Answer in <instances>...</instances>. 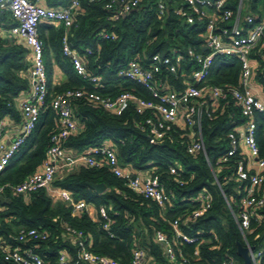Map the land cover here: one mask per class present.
<instances>
[{
    "label": "trees",
    "instance_id": "obj_1",
    "mask_svg": "<svg viewBox=\"0 0 264 264\" xmlns=\"http://www.w3.org/2000/svg\"><path fill=\"white\" fill-rule=\"evenodd\" d=\"M69 1L45 0V5L52 8L64 6ZM109 1L81 0L68 30L50 22L38 27L47 74L46 104L35 129L0 173L1 196L10 200L8 205L0 204V238L16 245L14 239L21 229L45 232V240H28L24 245L32 248L45 264H54L59 253L68 256L66 264H87L80 258L82 247L94 255L124 264L130 261L135 249L143 251L147 264H173L167 259L163 243L156 240V233L160 232L174 251L175 264H179L181 257L189 264H220L224 260L242 264L237 244L243 247L248 244L255 251H261L260 264H264V206L255 211L245 239L232 216V212H239L243 194V182L237 181L234 174L235 164L238 160L245 162L246 157L237 154L217 165L229 148L227 135L244 122L230 93L216 110L209 106L203 108L200 130L206 156L202 152L190 155L186 150L190 142L188 130L178 124L172 125L162 140L153 138L145 124L151 112L139 114L136 104V100L154 101L151 92L117 76L131 61L147 68L153 55L170 57L174 51L184 55L188 49L205 53L202 50L204 23L188 25L174 14L175 6L181 5L183 0H142L139 8L125 16L107 11L105 6ZM231 1V7L235 8L238 0ZM158 2L165 3L168 8L163 16L158 13ZM262 2L264 4V0ZM13 25L10 12L0 10V28L7 30ZM102 34L113 38L102 39ZM64 36L83 61L87 74L101 79L97 86L79 77L70 59L63 55ZM87 48L89 54L85 53ZM251 57L258 64L255 77L264 96V48H254ZM52 61L66 76L62 85L52 83ZM30 65L28 52L19 40L0 37V120L7 116L18 118L15 100L30 89ZM194 67L184 61L177 75L162 69L159 77L169 88L181 91ZM239 76L237 59L216 56L207 83L238 88ZM68 90L93 92L110 99L129 93L134 99L120 115L104 110L86 97L71 99L76 130L63 142L65 155L79 157L90 147L112 144L122 169L135 176L146 172L158 176L166 191L173 194L169 203L160 207L132 192L125 181L115 177L107 167L90 168L84 164L61 170L48 189L23 194L12 191L46 160L51 137L59 129L50 102ZM254 123L259 157L264 158V114H255ZM173 163L181 167L180 177L170 175L169 166ZM218 167L221 168L216 171ZM89 184H103L106 190L96 194ZM59 191L69 192L74 202L83 201L93 207L97 219L93 221L85 210L76 211L71 204L63 202L54 195ZM201 193L210 196L209 209L192 221L189 217L200 207L195 200ZM259 194L264 196V185L259 188ZM100 207L107 211L112 238L102 230ZM174 222L182 234L198 240L186 243L177 239L172 227ZM66 228L82 232L84 238L76 240L68 236ZM0 264L12 263L4 262L0 253Z\"/></svg>",
    "mask_w": 264,
    "mask_h": 264
},
{
    "label": "built area",
    "instance_id": "obj_2",
    "mask_svg": "<svg viewBox=\"0 0 264 264\" xmlns=\"http://www.w3.org/2000/svg\"><path fill=\"white\" fill-rule=\"evenodd\" d=\"M42 0H0V10H8L13 20V26L9 29L12 36L19 37L24 44L31 49L32 66L30 70V93L20 103L22 117L21 130L16 139L8 147L1 143L4 131V123L0 120V173L9 164V161L20 150L27 138L31 135L38 122L40 112L46 104L47 98V74L43 60V45L38 37V27L43 22L62 25L68 30L73 24L75 10L81 0H70L61 7L48 8L41 5ZM95 2L97 0H89ZM243 0H238L235 8H232L231 0H183L179 6H175L174 14L183 19L188 25L204 23V48L205 53H198L188 49L184 55L174 51L173 56L161 57L153 55L147 68H143L136 61H131L128 66L117 74L119 78L135 82L149 92L154 101L136 100L137 112L143 114L150 111L151 115L145 120L153 138L157 141L165 138L172 125H179L188 130L189 143L186 147L190 155L202 152L205 156V147L201 138L200 120L203 108L212 107L216 110L220 101L225 100L230 93L234 106L239 109L244 120L240 127L227 135L229 148L226 154L217 163L224 164L229 158L240 154L246 160H238L235 164V176L237 181L243 182L242 195L239 203V212H232V216L245 239L250 222L256 214V210L264 206V196L259 194V188L264 185V158L259 157V148L255 139L256 126L255 114H264V99L259 97L252 89L251 81L255 75L252 65L254 59L251 52L254 48H264V12L259 16L243 14ZM142 0H110L105 9L116 15H128L139 8ZM167 6L158 2L157 10L163 16L167 12ZM102 39L113 38L102 34ZM63 55L70 59L73 70L82 79L97 86L100 78L87 74L83 61L73 51L66 36L62 39ZM89 54L90 49H85ZM216 56L235 58L240 64V76L238 88H222L207 83L213 60ZM187 61L195 67L188 77L181 91L169 88L159 77L160 71L177 75L180 65ZM86 97L104 110L120 115L127 109L134 99L129 93H122L115 99L103 98L93 92L82 90H68L53 98L50 102L51 109L58 118L59 129L51 137V145L46 152V160L39 168L29 175L22 183L12 188L16 194L33 192L39 189H48L54 177L70 164H84L90 168L105 166L117 178L125 181L126 186L135 194L164 207L170 202L173 194L167 192L160 183L158 176L153 172H146L141 176H135L132 172L122 169L118 163L112 144H102L88 148L75 161L67 160L62 148L64 140L76 130V124L72 119L70 100ZM251 161L254 169H248L247 163ZM221 168V167H220ZM219 167L216 171H219ZM181 167L177 163L169 166L170 175L180 177ZM252 171V172H251ZM182 184L181 182H178ZM245 183V184H244ZM3 188L0 187V196ZM60 199L71 204L76 211L87 208L85 202H74L67 191L56 192ZM196 203L200 207L191 212L190 220L194 221L203 216L210 205V196L199 194ZM2 208L0 207V215ZM98 215L101 218L102 230L109 237L113 234L109 230V217L104 207H100ZM173 230L177 239L186 243L196 242L197 238H190L181 233L177 222H174ZM66 234L76 240H82V232L66 228ZM45 232L35 229H21L14 239L16 245H10L0 238V253L6 263L12 264H45L35 251L24 246L28 240H45ZM156 240L163 243L167 259L175 264L176 256L167 241L160 232L156 233ZM83 245V244H81ZM246 247L250 248L248 244ZM197 255V252H195ZM251 264H260L261 251L254 249L249 252ZM82 262L87 264H124L106 256H98L90 253L85 247L80 252ZM68 256L59 253L54 264H66ZM126 264H147L145 254L141 249H135L131 253V259ZM179 264H189L181 257ZM220 264H236L233 260H224Z\"/></svg>",
    "mask_w": 264,
    "mask_h": 264
},
{
    "label": "crops",
    "instance_id": "obj_3",
    "mask_svg": "<svg viewBox=\"0 0 264 264\" xmlns=\"http://www.w3.org/2000/svg\"><path fill=\"white\" fill-rule=\"evenodd\" d=\"M41 5L43 7H46L45 0H42L41 1ZM242 5H243V14H249V15L259 16V15H261L264 12V4H263L262 0H243L242 1ZM57 7H61V6H57ZM48 8H51V7H48ZM52 8H54V7H52ZM3 36H7L8 38H10V40L15 38V39H17V40L20 41V43L22 44V46L28 52V59L31 62V65H30V70H31V66H32V52H31V49L24 44V42H23V40L21 38L12 36L9 33V29L5 30V29H1L0 28V37H3ZM43 60H44V57H43ZM51 64H52L51 65V69H52V83H53V85H62V84H64L66 82V80H67L65 74L61 71L59 65L56 64L54 61H52ZM252 65H253L255 71H257L258 64H257V62L255 60L252 62ZM255 75H254V77L252 78V81H251L252 89L255 92V94H257L259 97H261V98L264 99V96H263L261 87L258 84ZM30 89L27 92L22 93L15 100V106L17 108V112H18V115H19L18 118L15 119L13 117L7 116V117L1 119V121L4 123V131H3V137L1 139V143L5 147H8L10 145V143L14 139H16L17 136L20 133L21 124H22V117H21V112H20V103L29 95ZM65 156H66V159L68 161L69 160L75 161L78 158V156L76 154H66ZM76 166H78V165H76L74 163L73 164H70L68 166V169H73ZM247 166H248V169H250V170L254 169V165H253V163L251 161H249L247 163ZM54 195L57 196L56 192H54ZM85 211L87 212V214L89 215V217L93 221L97 219V212H95V210L93 209V207L87 206V208L85 209Z\"/></svg>",
    "mask_w": 264,
    "mask_h": 264
},
{
    "label": "water",
    "instance_id": "obj_4",
    "mask_svg": "<svg viewBox=\"0 0 264 264\" xmlns=\"http://www.w3.org/2000/svg\"><path fill=\"white\" fill-rule=\"evenodd\" d=\"M204 51L205 49L202 48ZM89 187L95 191L96 194H102L106 188L103 184H89ZM10 200L0 196V204L1 205H8ZM253 250V248L243 247L240 244H237V255L242 259V264H251V259L249 252Z\"/></svg>",
    "mask_w": 264,
    "mask_h": 264
}]
</instances>
